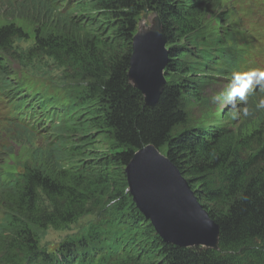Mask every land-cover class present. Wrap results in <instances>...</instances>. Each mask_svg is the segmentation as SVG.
Returning a JSON list of instances; mask_svg holds the SVG:
<instances>
[{"label":"trees","instance_id":"obj_1","mask_svg":"<svg viewBox=\"0 0 264 264\" xmlns=\"http://www.w3.org/2000/svg\"><path fill=\"white\" fill-rule=\"evenodd\" d=\"M211 5L0 0V18L9 19L0 24V94L16 111L7 121L9 136L15 141L29 127H46L51 137L45 147L30 140L31 153H38L33 165L26 161L19 172H0V264H264V121L255 113L244 115L246 129L191 125L183 105L187 96H199L203 75L230 77L250 55L231 22L220 37L210 38L204 19ZM146 10L159 16L168 40L165 72L181 77L167 80L154 104L129 77L134 35ZM19 20L34 26L31 53L59 64L60 93L19 88L12 67L17 58L5 52L27 36ZM20 61L48 64L30 55ZM263 92L248 93L240 105L254 109ZM148 145L190 181L219 224L217 247L164 241L134 203L125 170ZM89 214L95 219L82 229L53 249L43 247L49 227L69 230Z\"/></svg>","mask_w":264,"mask_h":264},{"label":"rangeland","instance_id":"obj_2","mask_svg":"<svg viewBox=\"0 0 264 264\" xmlns=\"http://www.w3.org/2000/svg\"><path fill=\"white\" fill-rule=\"evenodd\" d=\"M20 0H13V2H19ZM212 2L207 14L204 19V27L208 34H212L210 38H218L224 29L230 26V22L235 24V35L237 40L245 45L250 51L248 57L247 71L253 69L264 68V0H208ZM11 12V11H10ZM262 13L261 18H257L258 14ZM229 15L227 18L225 16ZM159 17L151 11L146 10L141 16L139 23V29L144 24L146 26L157 25ZM9 19L0 18V24H6ZM18 23L27 32V36L24 38L16 39L12 47L5 50L6 53L14 55L17 60L12 62L14 69L15 79H18L21 84L19 88L28 94H51L60 93L58 87V78L61 75L62 70L57 68L59 64L52 58L43 56H36L31 53V49L34 47L33 32L34 26L25 21L19 20ZM136 34V33H135ZM168 49V47L166 46ZM169 51V49H168ZM25 55L31 57H38L46 62L37 63L33 67H28L20 61ZM212 73L203 75V79L200 87L199 96H187L184 99V109H186L189 116V122L191 125L197 126H209L220 122L223 125L220 128L234 127L237 124V128H248L249 121L244 116V109L240 97L237 96L233 103H228V86L232 81L233 75L230 77H215ZM164 77L168 81L178 82L181 77L177 78L173 75H169L168 71L164 72ZM205 77V78H204ZM24 83V84H23ZM261 92L264 91V87ZM220 94V99L214 103L212 98ZM251 95H254L251 93ZM250 95V97H251ZM257 96V95H256ZM261 99H264V92L259 94ZM255 97V96H254ZM10 99L5 95L0 94V163L1 173L15 172L21 169V164L24 161L29 162L31 165L34 164L32 159L38 153H31V142L44 146L46 143L45 138L36 135L34 133L24 130L21 135L14 137L13 141L9 137V130L7 123L4 120L5 112L1 107L9 106ZM233 104L235 106L233 107ZM261 109L257 108L249 109V114L258 113L261 122L264 121V114L260 112ZM264 111V110H263ZM235 114V118L233 115ZM259 122L258 117L251 121L250 124L254 125ZM13 148L8 156L6 151ZM35 159H37L35 157ZM95 219L94 214H89L81 217L77 222L71 224L69 230H55L50 228L46 235L43 237L42 244L49 249H53L56 244L67 234H72L79 231L88 222Z\"/></svg>","mask_w":264,"mask_h":264},{"label":"water","instance_id":"obj_3","mask_svg":"<svg viewBox=\"0 0 264 264\" xmlns=\"http://www.w3.org/2000/svg\"><path fill=\"white\" fill-rule=\"evenodd\" d=\"M158 19L160 23L142 26L134 35L129 72L130 80L144 93L148 104L158 102L167 83L164 72L169 61L168 40ZM125 171L134 203L164 241L184 247L218 246L219 224L190 181L155 146L136 152Z\"/></svg>","mask_w":264,"mask_h":264},{"label":"clouds","instance_id":"obj_4","mask_svg":"<svg viewBox=\"0 0 264 264\" xmlns=\"http://www.w3.org/2000/svg\"><path fill=\"white\" fill-rule=\"evenodd\" d=\"M264 82V70L253 69L247 72L233 73L232 81L228 86V103H233L234 99L239 96L241 101H246L247 94L251 90L253 84H262ZM220 99V94L215 95L212 100L216 103ZM235 104H233V107ZM257 108L264 109V99H261L257 104ZM244 114L248 115V109H244ZM235 118V114L233 115Z\"/></svg>","mask_w":264,"mask_h":264},{"label":"bare ground","instance_id":"obj_5","mask_svg":"<svg viewBox=\"0 0 264 264\" xmlns=\"http://www.w3.org/2000/svg\"><path fill=\"white\" fill-rule=\"evenodd\" d=\"M143 27L147 28L145 24L143 25ZM20 115H23V113H22V112H19L18 116H20ZM25 119H27V117H26ZM45 129H46V127L42 129L43 132H35L34 129H32V127H29V128L26 129V130H27L28 132L34 133V134H36V135H39V136H42L43 138H45V140H46L45 145H46L51 137H50L49 135L47 136V135L45 134V132H44ZM45 145H44L43 147H45ZM24 162H26V161H24ZM24 162H23V163H24ZM21 165H22V164H21ZM20 170H21V169H20ZM20 170L15 171V172H19Z\"/></svg>","mask_w":264,"mask_h":264}]
</instances>
